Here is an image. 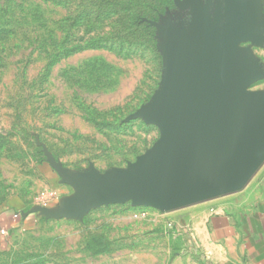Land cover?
<instances>
[{
	"label": "rangeland",
	"instance_id": "374dc122",
	"mask_svg": "<svg viewBox=\"0 0 264 264\" xmlns=\"http://www.w3.org/2000/svg\"><path fill=\"white\" fill-rule=\"evenodd\" d=\"M169 16L191 21L174 0H0V231L3 212L18 220L0 232V264H172L187 253L188 214L205 203L168 213L110 205L83 221L28 214L74 194L39 143L72 171L104 173L159 139L157 127L125 119L160 88L150 22ZM252 48L263 76L251 90L264 91V39Z\"/></svg>",
	"mask_w": 264,
	"mask_h": 264
},
{
	"label": "water",
	"instance_id": "95a60500",
	"mask_svg": "<svg viewBox=\"0 0 264 264\" xmlns=\"http://www.w3.org/2000/svg\"><path fill=\"white\" fill-rule=\"evenodd\" d=\"M191 21L150 22L164 60L160 88L125 122L143 120L159 139L125 168L75 172L43 148L74 194L28 214L83 219L93 210L131 203L163 213L242 191L264 165L263 73L253 46L263 43L262 0H174ZM181 19V17H179ZM250 44V47H243Z\"/></svg>",
	"mask_w": 264,
	"mask_h": 264
},
{
	"label": "crops",
	"instance_id": "0c3cea01",
	"mask_svg": "<svg viewBox=\"0 0 264 264\" xmlns=\"http://www.w3.org/2000/svg\"><path fill=\"white\" fill-rule=\"evenodd\" d=\"M206 203L189 212L187 253L172 264H264V171L244 192ZM16 219L3 212L0 232Z\"/></svg>",
	"mask_w": 264,
	"mask_h": 264
},
{
	"label": "built area",
	"instance_id": "2783aa9c",
	"mask_svg": "<svg viewBox=\"0 0 264 264\" xmlns=\"http://www.w3.org/2000/svg\"><path fill=\"white\" fill-rule=\"evenodd\" d=\"M2 234L5 235L6 233L4 231H2Z\"/></svg>",
	"mask_w": 264,
	"mask_h": 264
},
{
	"label": "trees",
	"instance_id": "16d2710c",
	"mask_svg": "<svg viewBox=\"0 0 264 264\" xmlns=\"http://www.w3.org/2000/svg\"><path fill=\"white\" fill-rule=\"evenodd\" d=\"M208 264V263H207Z\"/></svg>",
	"mask_w": 264,
	"mask_h": 264
}]
</instances>
